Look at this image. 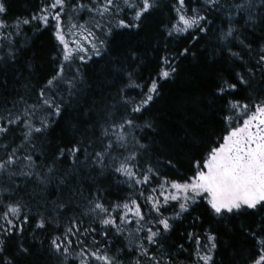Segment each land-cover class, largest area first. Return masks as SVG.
Listing matches in <instances>:
<instances>
[{
	"label": "snow or ice",
	"instance_id": "1",
	"mask_svg": "<svg viewBox=\"0 0 264 264\" xmlns=\"http://www.w3.org/2000/svg\"><path fill=\"white\" fill-rule=\"evenodd\" d=\"M11 9L0 0V264H223L237 237L242 264H264V0ZM201 56L210 86L174 131L153 111L161 81Z\"/></svg>",
	"mask_w": 264,
	"mask_h": 264
},
{
	"label": "trees",
	"instance_id": "2",
	"mask_svg": "<svg viewBox=\"0 0 264 264\" xmlns=\"http://www.w3.org/2000/svg\"><path fill=\"white\" fill-rule=\"evenodd\" d=\"M11 3L12 15L27 14L36 7L38 0H11ZM50 47L51 42L47 34L40 35L33 40L32 51L36 53L41 65L45 63ZM207 72L204 57L201 56L196 61L188 57L180 61L179 74L174 79L161 81V96L157 97L153 111L159 112L168 128L180 132L179 125L190 126L184 118L192 115L190 111L192 101L201 89L210 86V73L206 76ZM196 122V118L193 117L190 123L194 125ZM177 239V235H173L169 243L177 242ZM232 245L227 249H222L217 259L223 264H229L232 259L236 260V264H242V256L248 245L240 237H237ZM171 251H175V249H171ZM186 255L178 256L180 264H187Z\"/></svg>",
	"mask_w": 264,
	"mask_h": 264
}]
</instances>
